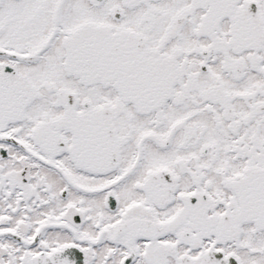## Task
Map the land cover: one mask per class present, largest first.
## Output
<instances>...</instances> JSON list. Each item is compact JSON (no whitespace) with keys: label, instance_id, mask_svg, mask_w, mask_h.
Returning <instances> with one entry per match:
<instances>
[{"label":"snow or ice","instance_id":"1","mask_svg":"<svg viewBox=\"0 0 264 264\" xmlns=\"http://www.w3.org/2000/svg\"><path fill=\"white\" fill-rule=\"evenodd\" d=\"M0 264H264V0H0Z\"/></svg>","mask_w":264,"mask_h":264}]
</instances>
